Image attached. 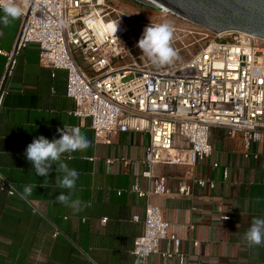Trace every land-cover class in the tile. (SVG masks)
Masks as SVG:
<instances>
[{
	"label": "crops",
	"instance_id": "1",
	"mask_svg": "<svg viewBox=\"0 0 264 264\" xmlns=\"http://www.w3.org/2000/svg\"><path fill=\"white\" fill-rule=\"evenodd\" d=\"M20 28L19 15L0 9V50L14 48ZM39 55L36 44L22 51L2 93L0 174L15 193L0 181V264H135L146 199L130 189L147 186L148 133L130 129L111 144L96 143L90 120L72 114L66 71L41 64ZM6 61L0 54V90ZM211 140L212 154L192 167H155L172 194L150 202L181 238L185 264H264V140L252 146L257 159L245 158L225 128H213ZM184 148L176 138L173 152ZM200 178L215 186L198 185ZM181 183L191 184L190 195L178 193ZM170 245L161 241V251ZM138 264L179 262L153 254Z\"/></svg>",
	"mask_w": 264,
	"mask_h": 264
},
{
	"label": "built area",
	"instance_id": "2",
	"mask_svg": "<svg viewBox=\"0 0 264 264\" xmlns=\"http://www.w3.org/2000/svg\"><path fill=\"white\" fill-rule=\"evenodd\" d=\"M0 9L21 17L14 48L0 50L7 59L4 81L14 74L22 51L36 44L41 64L66 71V95L75 102L72 114L90 120L96 143L111 144L130 129L148 133L142 172L147 186L136 182L130 189L146 199L144 231L134 238L131 254L135 264L153 254L185 264L181 238L170 231L160 207L150 202L152 196L172 194L155 167H192L206 159L213 152L215 127L239 138L245 158L259 157L252 146L264 140V39L237 30L206 29V42L189 58L179 55L145 64L141 51L158 36L159 25L135 19L106 0H0ZM157 10L177 16L169 9ZM176 138L187 144L179 154L173 152ZM228 175L224 169V178ZM0 181L2 190L15 193L1 174ZM196 183L215 186L203 178ZM191 192L189 183L178 187L182 195ZM133 219L141 221L139 215ZM163 240L171 244L166 251L160 249Z\"/></svg>",
	"mask_w": 264,
	"mask_h": 264
},
{
	"label": "water",
	"instance_id": "3",
	"mask_svg": "<svg viewBox=\"0 0 264 264\" xmlns=\"http://www.w3.org/2000/svg\"><path fill=\"white\" fill-rule=\"evenodd\" d=\"M177 16L213 32L237 30L264 39V0H128ZM6 80L3 82L4 90Z\"/></svg>",
	"mask_w": 264,
	"mask_h": 264
},
{
	"label": "rangeland",
	"instance_id": "4",
	"mask_svg": "<svg viewBox=\"0 0 264 264\" xmlns=\"http://www.w3.org/2000/svg\"><path fill=\"white\" fill-rule=\"evenodd\" d=\"M106 1L117 9L131 14L135 19L147 20L159 25L158 36L151 39L141 51L142 58H144L142 62L145 64L163 62L179 55L189 58L206 42L205 35L209 32L181 17L141 6L128 0Z\"/></svg>",
	"mask_w": 264,
	"mask_h": 264
},
{
	"label": "bare ground",
	"instance_id": "5",
	"mask_svg": "<svg viewBox=\"0 0 264 264\" xmlns=\"http://www.w3.org/2000/svg\"><path fill=\"white\" fill-rule=\"evenodd\" d=\"M160 9H162V10H166V11L168 10L167 8H163L162 6L160 7Z\"/></svg>",
	"mask_w": 264,
	"mask_h": 264
}]
</instances>
